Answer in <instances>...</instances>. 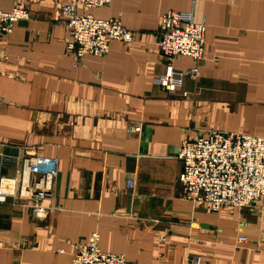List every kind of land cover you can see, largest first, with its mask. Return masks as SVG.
<instances>
[{
    "label": "crops",
    "instance_id": "obj_1",
    "mask_svg": "<svg viewBox=\"0 0 264 264\" xmlns=\"http://www.w3.org/2000/svg\"><path fill=\"white\" fill-rule=\"evenodd\" d=\"M14 0H0L8 11ZM29 11L0 36V157L55 159L56 182L35 217L13 202L18 173L0 163V264H70L92 232L129 264H264V198L218 212L181 197V141L210 130L264 137V0H111L79 8L119 17L133 40H112L79 65L66 53L67 0H20ZM191 11L205 24L202 59L156 51L160 16ZM185 76L172 91L169 68ZM140 125L137 133L126 124ZM129 181L133 187L128 188ZM159 236L164 240L160 241ZM238 236L246 237L237 242Z\"/></svg>",
    "mask_w": 264,
    "mask_h": 264
},
{
    "label": "built area",
    "instance_id": "obj_2",
    "mask_svg": "<svg viewBox=\"0 0 264 264\" xmlns=\"http://www.w3.org/2000/svg\"><path fill=\"white\" fill-rule=\"evenodd\" d=\"M111 0H67L62 4L61 16L66 29L63 39L66 53L79 65L85 55L103 56L109 43L118 40L130 43L133 32L122 26L119 17L100 19L79 8L92 9L108 5ZM29 11L20 0H14L8 11L0 7V36L12 32L20 19H28ZM156 51L168 62L184 56L194 63L202 59L205 45V24L195 22L191 11L169 10L159 18ZM197 67L184 72L169 70L157 80L161 87L172 91L185 76L194 77ZM125 129L137 133L140 125L128 123ZM182 163L178 177L181 197L194 207L206 206L212 212L223 207L251 206L264 198V137L241 132L210 130L195 138H185L177 154ZM0 163L18 173V189L13 202L29 198L33 215L40 219L58 210L46 205L51 199L56 182L55 159H45L24 153L20 158L1 155ZM129 181L128 188L133 187ZM4 197L0 195V201ZM159 240H164L159 236ZM247 241L238 236L237 242ZM70 264H129L121 252H106L99 247V235L92 232L84 243L74 244ZM185 264H202L198 254L188 255Z\"/></svg>",
    "mask_w": 264,
    "mask_h": 264
}]
</instances>
